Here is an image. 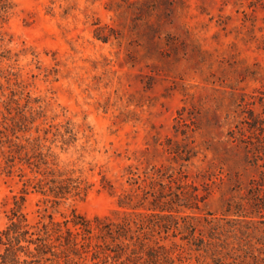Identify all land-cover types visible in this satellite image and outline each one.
Returning <instances> with one entry per match:
<instances>
[{"label": "rangeland", "instance_id": "1", "mask_svg": "<svg viewBox=\"0 0 264 264\" xmlns=\"http://www.w3.org/2000/svg\"><path fill=\"white\" fill-rule=\"evenodd\" d=\"M262 171L264 0H0V231L154 205L228 238Z\"/></svg>", "mask_w": 264, "mask_h": 264}, {"label": "trees", "instance_id": "2", "mask_svg": "<svg viewBox=\"0 0 264 264\" xmlns=\"http://www.w3.org/2000/svg\"><path fill=\"white\" fill-rule=\"evenodd\" d=\"M41 186L44 195L56 199L70 193L68 181L56 177L43 180ZM247 194L251 211L233 215L228 238L208 220L202 225L197 216L153 204L152 213H139L134 219L107 222L74 215L64 222L49 218L41 228L14 209L0 231V264H182L179 255L154 237L170 233L184 234L182 239L206 264H264V171L250 183Z\"/></svg>", "mask_w": 264, "mask_h": 264}]
</instances>
